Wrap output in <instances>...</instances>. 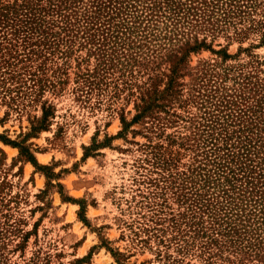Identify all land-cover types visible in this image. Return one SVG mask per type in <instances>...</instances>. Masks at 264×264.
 I'll list each match as a JSON object with an SVG mask.
<instances>
[{
    "label": "rangeland",
    "instance_id": "obj_1",
    "mask_svg": "<svg viewBox=\"0 0 264 264\" xmlns=\"http://www.w3.org/2000/svg\"><path fill=\"white\" fill-rule=\"evenodd\" d=\"M260 1L255 9L214 17L197 35L207 48L187 52L178 64L184 46L142 62L145 71L104 75L80 92L76 66L92 68L93 59L75 61L86 59L84 51L62 61L50 56L49 37L39 39L20 16L21 0H0L5 264H232L225 226L233 221L226 215L240 212L242 226L249 222L264 238V172L257 179L231 167L230 177L212 144L245 128L253 143H264V106L254 112L264 86ZM174 66L170 96L132 123L140 96H159ZM199 74L210 81L201 84ZM217 110L226 125L216 126L210 140L205 126ZM7 142L25 148L47 178ZM212 160L223 166L218 174Z\"/></svg>",
    "mask_w": 264,
    "mask_h": 264
},
{
    "label": "trees",
    "instance_id": "obj_2",
    "mask_svg": "<svg viewBox=\"0 0 264 264\" xmlns=\"http://www.w3.org/2000/svg\"><path fill=\"white\" fill-rule=\"evenodd\" d=\"M260 2V0H21L18 11L26 24L34 25V32L39 39L44 41L47 40V36L49 37L50 56L56 55L62 61L68 59L72 53L84 51L86 59L77 56L75 61L79 58L80 63L84 61L87 63L90 58L93 59L92 68L80 70V64L76 66L77 72L74 73L76 90L81 92L84 88L85 91H91L97 84L95 81L104 75L118 73L123 77L125 73L131 74L133 68L139 66L145 71L146 65L142 62L161 61L184 46V53L176 62L178 64L187 52L207 48L204 39L198 40L197 35L206 24L208 27L213 25L214 17L222 15L220 18H229L230 14L242 12V8L251 6L255 9ZM63 65L67 64L63 62ZM175 66L171 69L166 87L159 96L155 95L156 92H152L146 99L140 96L141 105L135 106L139 110L132 123L156 107V101L160 96H170L172 82L175 79ZM197 77L201 84L205 80L210 81L201 74ZM257 96L254 112L260 113L264 106L263 85L257 90ZM221 112L224 113L217 110L218 118L208 117L216 119L205 126L206 136L210 140L216 126L223 128L221 124L226 125V116ZM247 129H237L213 138V151H216L217 155L214 158H218L224 168L231 172L230 177L234 174L233 169L244 176L257 174L258 179L261 177L260 173L264 172V143H253ZM218 142L220 146L217 147ZM7 144L17 148L22 158L44 174V167L37 165L25 148L12 142ZM221 162L211 161L216 174L221 171L219 168L223 167L220 165ZM44 175L47 178V174ZM237 179L239 178H233ZM224 181L231 183L226 177ZM71 201L76 203L74 200ZM81 211L80 207L79 213ZM257 215L259 217V214ZM226 216L233 221L226 222L225 226L228 253L230 251L236 256L235 262L231 263L264 264V238H259V234L253 233L254 229H250L252 226L249 222L248 225L242 226V223L246 222L239 219L245 218L242 212ZM251 217L252 212L247 219ZM238 226L241 227L242 234H238L236 230ZM232 233L236 234L234 236L237 240L232 238ZM239 236L247 238L238 239ZM0 264H5L2 258Z\"/></svg>",
    "mask_w": 264,
    "mask_h": 264
}]
</instances>
